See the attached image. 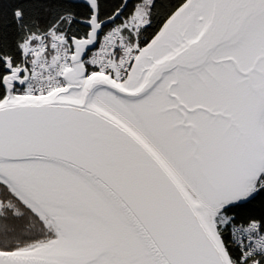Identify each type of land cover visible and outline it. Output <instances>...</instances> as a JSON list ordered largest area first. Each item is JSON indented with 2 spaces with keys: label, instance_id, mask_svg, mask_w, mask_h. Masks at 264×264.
I'll list each match as a JSON object with an SVG mask.
<instances>
[{
  "label": "snow or ice",
  "instance_id": "snow-or-ice-1",
  "mask_svg": "<svg viewBox=\"0 0 264 264\" xmlns=\"http://www.w3.org/2000/svg\"><path fill=\"white\" fill-rule=\"evenodd\" d=\"M0 264H264V0H0Z\"/></svg>",
  "mask_w": 264,
  "mask_h": 264
}]
</instances>
